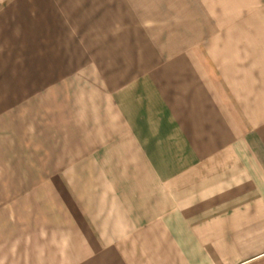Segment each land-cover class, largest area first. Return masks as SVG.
<instances>
[{"label":"crops","instance_id":"0c3cea01","mask_svg":"<svg viewBox=\"0 0 264 264\" xmlns=\"http://www.w3.org/2000/svg\"><path fill=\"white\" fill-rule=\"evenodd\" d=\"M1 53L0 264H264V0H0Z\"/></svg>","mask_w":264,"mask_h":264},{"label":"rangeland","instance_id":"374dc122","mask_svg":"<svg viewBox=\"0 0 264 264\" xmlns=\"http://www.w3.org/2000/svg\"><path fill=\"white\" fill-rule=\"evenodd\" d=\"M3 55H4V53H1V54H0V59L3 58ZM3 70H4L3 68H0V71H3ZM1 74L3 75V72H1Z\"/></svg>","mask_w":264,"mask_h":264}]
</instances>
